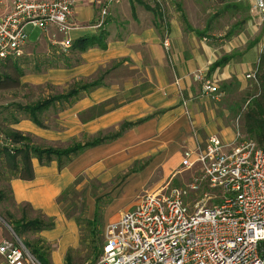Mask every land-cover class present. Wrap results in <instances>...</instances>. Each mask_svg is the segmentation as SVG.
<instances>
[{"label":"crops","instance_id":"1","mask_svg":"<svg viewBox=\"0 0 264 264\" xmlns=\"http://www.w3.org/2000/svg\"><path fill=\"white\" fill-rule=\"evenodd\" d=\"M12 7L13 0H0V16ZM156 7L162 14L157 0H77L71 17L77 27L71 31V39L96 34L103 28L108 32L107 47L89 48L80 54L78 64L52 68L43 79H23V82L44 80L54 84H67L78 78L87 81L95 78L102 82L88 93L81 91L79 97L61 110L56 126L40 127L29 119L13 125L46 142H65L74 137L94 135L117 129L124 121L149 117L128 128L119 138L87 149L63 169L57 161L43 165L34 158V179H12L17 202L29 203L45 215L55 217V227L38 234L57 243L51 253L53 264H65L67 251L79 242L77 221L68 218L58 202L63 190L74 182L78 173L85 171L105 182L131 169L136 160L154 158L143 169V174L149 175L160 167L156 182L168 177L173 180L178 177V167L186 149L196 147L198 141L212 133H219L224 138L234 134L229 120L231 111L226 104L221 105L224 99L203 94L193 72L207 67L224 96L227 93L221 88L233 77L243 88L247 73L257 68L262 53L263 23L256 17H250L246 22L247 30L249 27L259 30L252 40L257 43L251 47L249 44L243 47L242 41L237 43V39H243V31L227 36L224 45L216 46L209 44L210 37L206 34L199 36L196 31L189 30V25L201 28L190 15L184 14L186 29L179 20V30L176 29L171 38L173 46L167 50L163 43V18L160 19ZM104 8L106 15L102 14ZM49 39V35L43 34L31 44L41 45ZM67 53L71 54V51ZM227 54L232 57L225 65L211 69L214 62ZM171 55L174 64L169 63ZM107 100L112 101L107 112L91 120L81 118L84 111ZM137 172L129 173L127 180L134 178ZM9 228L0 217V242L8 237ZM0 264L12 263L0 254ZM26 264L32 263L26 260Z\"/></svg>","mask_w":264,"mask_h":264},{"label":"built area","instance_id":"2","mask_svg":"<svg viewBox=\"0 0 264 264\" xmlns=\"http://www.w3.org/2000/svg\"><path fill=\"white\" fill-rule=\"evenodd\" d=\"M76 1L13 0L0 16V65L24 54L29 27L68 51L77 27L71 20ZM157 1L163 43L170 50L165 7ZM254 9L264 22V0H255ZM256 73L257 68L247 77L257 82ZM193 78L203 94L214 99L223 94L207 67L194 71ZM181 166H197L200 174L185 186L145 191L106 225L101 252L84 264H264V144L245 132L239 116L232 137L210 134L184 151ZM205 183L219 193L196 199ZM0 254L12 264H41L16 235L0 242Z\"/></svg>","mask_w":264,"mask_h":264},{"label":"trees","instance_id":"3","mask_svg":"<svg viewBox=\"0 0 264 264\" xmlns=\"http://www.w3.org/2000/svg\"><path fill=\"white\" fill-rule=\"evenodd\" d=\"M225 6L240 10L243 8V3L232 2L227 3ZM156 11L161 19L162 14L159 11V8L156 7ZM184 18L186 19L187 17L184 16ZM249 18L250 17H244L237 21V23H235L228 31L227 36H232L240 31L241 29L239 28L246 24ZM188 28L189 30L196 31L199 36H204L209 27L207 25L206 29H195L189 25ZM107 36L108 32L102 28L96 34L73 40L70 47L71 54H68V51H64L63 49L61 51L60 49H57L58 53H61V56L56 53L52 56V59L55 62L54 67L74 66L80 62V54L89 48L95 46L106 48ZM255 43H257V40L251 41L248 47L253 46ZM231 57L232 54L222 56L219 60L213 63L211 69L214 70L218 66L225 65ZM22 75L23 72L18 66L17 59H9L7 62L0 65V86L4 88L29 86L21 81ZM256 76V83L258 84L260 91L256 98L248 100V107L244 115V125L247 133L251 134L261 144H264V52L260 55ZM101 83V80L95 78L90 81H87L84 78L74 79L65 86L62 91H58L57 93H50L35 101H16L7 105L5 108L8 110L9 114L0 121V135L2 136V139H0V184L3 185L0 187V204L7 200H11L16 207L22 206V213L20 216H17L11 209H5L3 211L0 210V217L11 227L14 236L16 235L24 242L27 248L36 256L41 264H53L51 255L48 253V249L51 248L50 244H47L40 238L36 240H27L25 239V236L31 232H41L43 230L53 229L56 225L55 218L45 215L40 210H36L29 203L17 202L14 196L11 182L12 179H34V158H37L43 165H48L53 161H57L59 168L63 169L87 149L119 138L128 128L145 121L149 117L140 118L136 121H124L117 129L107 130L106 132L101 131L94 135L74 137L65 142H46L32 134L25 133L24 131L15 128L13 125L19 123L23 119H29L40 127L49 128L51 126H56V119H52L53 116L48 113L49 110H54L59 113L70 104L74 98L79 97L81 91L88 93L100 86ZM240 85V81H238L236 77H233L230 83L223 84L221 88L227 93L224 100L221 101V105L226 104L230 109L231 114L237 113V110L241 107L240 101L231 97L234 88L239 87ZM37 87H41V85H37ZM111 103V100H107L93 105L83 112L81 118L85 121L94 119L107 112L109 110V107L107 106ZM52 121L54 122L53 125L50 124ZM68 192L69 189L62 192L58 198L59 203L63 201V196ZM29 213L32 215H29ZM69 216L74 217L70 214ZM75 219L77 222L79 221L78 217H75ZM88 223L92 228L90 234L97 235L92 247L94 254L92 260H94L101 252L102 246L100 244L104 240L102 237L104 235H101L103 230L100 227L101 220L99 208H97L93 218L89 219ZM66 260L67 264H74L71 253L67 254Z\"/></svg>","mask_w":264,"mask_h":264},{"label":"rangeland","instance_id":"4","mask_svg":"<svg viewBox=\"0 0 264 264\" xmlns=\"http://www.w3.org/2000/svg\"><path fill=\"white\" fill-rule=\"evenodd\" d=\"M162 1L165 7L166 21L171 38H173L174 31L176 29L179 30V20L183 23L186 29V22L183 18L184 14H186V16L190 15L193 18L195 24L201 29H206L208 25L209 28L206 32V35L210 37L209 44L211 45H224L228 40V31L233 27L235 23H237V21L241 20L244 17H256L258 21L263 23L264 33V22L261 20L257 11L253 12L252 9L254 8L255 0ZM232 2L243 3V8L240 10H236V8H228L225 6L227 3ZM247 26V24L242 25V27L239 28L241 30L238 31H243L242 38L246 40L245 42H243V39H237V43L242 41L243 47L248 45L249 42L256 38L259 34V30L250 27V30H247ZM28 33L30 43L25 46L24 54L16 58L18 61V66L23 72V75L21 76L22 82L25 78H29L34 81L43 79L47 77L50 69L60 68L54 67L55 62L52 59V56L55 53L61 56V53H58L57 49H60L61 51L62 48L59 45L53 43L51 41V38L41 45L31 44L37 42L43 36L42 30L37 27H29ZM172 46L173 43L171 40V47ZM169 63H175L174 56L171 55V57H169ZM250 72L251 71H249L248 73ZM42 81L43 82L25 81L23 83L29 85L26 87L22 86L16 88H4L0 86V121L9 114L8 110H6L5 108L7 107V105H10L16 101H35L40 97L47 96L50 93H57L58 91H62L63 88L70 83L68 82L67 84H54L50 81ZM37 85H41V87H37ZM259 91L260 89L258 84L252 78H246V82L243 88H241L240 86L234 88L231 97L239 100L241 107L237 110V113L232 114L231 119H229L233 128H235V122L240 116V122L243 126V129L245 130L244 115L248 107V100H253L254 98H256L259 94ZM225 97L226 94L225 96L222 94L220 98L222 100ZM48 113L52 114V119L55 118L57 120V111L49 110ZM50 124L53 125L54 122L52 121L50 122ZM249 135L252 136L251 134ZM153 160L154 158H142L136 160L131 169L126 170V172L122 171L113 179L105 182L100 181L94 176L88 175L84 171L78 173L74 182L66 188L69 189V192L63 196V201L59 204L68 218H79V221L77 222L79 227V242L77 246L71 247L67 251V254H72L74 264H83L85 261L93 259L94 254L92 247L97 235L90 234V230L92 228L88 221L89 219L93 218L97 208L100 209V227L103 230L101 235H104L106 225L110 221L119 218L122 212L131 209L145 191L158 190L161 188H171L176 186H185L187 183L191 182L195 176H198L200 174L197 166L189 170H183V167L179 165V174H177V178L171 180V177H168L164 181H160L159 183H157L156 179L159 175L160 167L153 169L149 175L143 174V169H145V167H147L150 162L152 163ZM133 170H135L136 172L138 171L135 176L136 178H133L132 176V178H128L127 180L128 174L133 172ZM2 186L3 185L0 184V187ZM136 191L137 195L135 194ZM205 192L209 194L211 193L213 195L219 193V191L210 188L205 183L202 185V189L197 193V198L196 195H194V198L199 199L202 195H204ZM196 199H191V201L193 202ZM218 200L219 199L217 198L214 201H210L209 203L217 202ZM5 209H11L17 216H20L22 213V206L16 207L11 200H7L6 202L0 204V210L3 211ZM69 214L73 215L74 217L69 216ZM29 215L32 214L29 213ZM38 234L39 232H31L25 236V239H43V241H45L47 244H50L51 248L48 249V253L51 255L53 250L57 247V243L48 241L40 237ZM13 235L14 232L11 230V228H9L7 236L12 237ZM102 237L104 238V236ZM102 243L100 244L101 246ZM65 264H67L66 258Z\"/></svg>","mask_w":264,"mask_h":264}]
</instances>
